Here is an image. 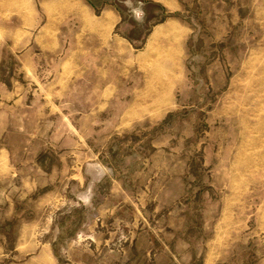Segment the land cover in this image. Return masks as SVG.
Here are the masks:
<instances>
[{"label": "rangeland", "instance_id": "374dc122", "mask_svg": "<svg viewBox=\"0 0 264 264\" xmlns=\"http://www.w3.org/2000/svg\"><path fill=\"white\" fill-rule=\"evenodd\" d=\"M82 1L92 31L105 10L120 13L103 35L122 34L134 54L110 59L121 74L107 76L101 54L36 48L29 85L12 30L65 22L80 0H0L1 83L39 100L51 69L75 73L62 121L41 99L0 104L15 166L0 177V264L16 260L25 225L57 264H264V0ZM167 21L169 45L147 52Z\"/></svg>", "mask_w": 264, "mask_h": 264}, {"label": "crops", "instance_id": "0c3cea01", "mask_svg": "<svg viewBox=\"0 0 264 264\" xmlns=\"http://www.w3.org/2000/svg\"><path fill=\"white\" fill-rule=\"evenodd\" d=\"M69 1L72 2L73 0ZM92 13L93 10L80 0L78 4H71L65 22H59L56 19L49 22L45 21L37 34H34L29 27L12 30V45L9 48L13 53L20 52L19 54H15L19 62V72L23 78L28 80L29 85H35V49L38 48L43 57H51V55L59 53L66 41L69 43L65 54L69 56H74V54H101L94 59H102V67L99 68L102 74L107 76L117 73L121 74L119 71L112 72L108 69L109 60L118 57L125 59L129 57V54H134L133 44L131 40L120 33H114L112 36H107L106 38L103 35L111 27L114 29L117 25H121V15L114 9L109 8L105 10L101 25L98 26L100 28L92 31L88 28L86 29L85 26L87 20H92ZM70 14L76 16L78 25L71 23ZM166 23L169 24L163 26L159 24L153 28L152 34L148 39L147 52H151L153 46H157L158 44L164 47L169 45V38H171L169 32L172 33V29L177 27V25L171 24V21H167ZM111 54L119 55L112 56ZM165 66H167V63ZM56 72L59 74L57 75ZM51 73L53 77L50 81L44 83L43 86L38 85L35 87V92L46 105L57 110L60 108L58 121H62L65 116L63 109L69 104L63 103L61 100L70 92V82L75 73L66 74L61 70H56V68L51 69ZM151 84L153 85V83ZM109 85L110 83H106L99 91H105ZM0 87L3 94L7 96L5 100L0 101V104H4L6 107L33 106L37 101H40V99L25 101L22 93L26 88L18 82H15L13 87L0 82ZM158 89L156 88L154 91ZM116 91H119V86ZM155 103L153 107L157 106ZM82 119L84 120L85 117ZM13 168L15 166L11 161V151L4 146H0V177L8 176ZM35 233H37V237L31 238L30 235H33V233L30 232L29 226L25 225L21 228L19 241L12 246L16 260L10 264H57V259L53 255L50 245L43 238H40L39 230Z\"/></svg>", "mask_w": 264, "mask_h": 264}, {"label": "bare ground", "instance_id": "6f19581e", "mask_svg": "<svg viewBox=\"0 0 264 264\" xmlns=\"http://www.w3.org/2000/svg\"><path fill=\"white\" fill-rule=\"evenodd\" d=\"M153 94H154V92H153ZM155 95V94H154Z\"/></svg>", "mask_w": 264, "mask_h": 264}]
</instances>
